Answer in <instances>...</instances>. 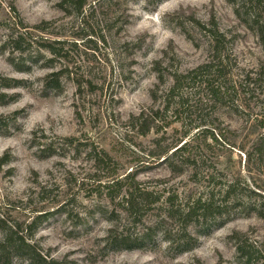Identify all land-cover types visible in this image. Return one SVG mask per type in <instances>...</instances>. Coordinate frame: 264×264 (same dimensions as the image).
<instances>
[{
    "label": "rangeland",
    "instance_id": "obj_1",
    "mask_svg": "<svg viewBox=\"0 0 264 264\" xmlns=\"http://www.w3.org/2000/svg\"><path fill=\"white\" fill-rule=\"evenodd\" d=\"M11 7L29 33L64 42L69 58L55 61L52 70L69 65L72 72L62 79L60 91H45L41 79L52 72L45 68L48 53L25 72L0 53V79L25 81L7 90L12 101L0 105V157H12L0 173V204L15 205L13 216L26 219L35 210L75 198L70 206L74 219L86 217L81 229L60 217L46 223L36 237L44 251L61 264H239L236 240L230 238L238 232L258 248L252 264H264V81L245 86L246 75L264 67L252 23L260 11L255 0H88L80 17L62 12L57 0H0V37L7 28L19 30ZM42 23H49L46 33L34 28ZM213 27L226 39L220 59L227 67L225 88L232 102L222 105L207 96L201 81H184L170 92L175 74L187 75L212 61L208 30ZM143 111L154 113L160 134L153 130L142 136L130 124ZM202 129L214 130L218 142L196 138ZM69 137L77 139L75 148L59 139ZM183 138L191 147L176 159L183 173L173 176L152 153ZM44 143H52L59 156L40 157L38 145ZM91 145L114 158L112 168L102 171L94 165ZM111 172L115 177L136 173L144 187L162 194L161 203L144 212L141 222L129 224L118 204L108 208L104 194L97 192L98 181L111 180L106 179ZM230 185L242 205L228 209L208 229L190 227L198 239L192 250L170 247L161 234L145 249H105L110 229L117 226L137 237L160 219L173 194L182 206L210 197L230 206L233 198H225ZM251 207L257 212L248 213ZM103 211H114L116 222ZM169 230L179 239L177 225L171 223ZM14 264L24 263L16 259Z\"/></svg>",
    "mask_w": 264,
    "mask_h": 264
},
{
    "label": "trees",
    "instance_id": "obj_2",
    "mask_svg": "<svg viewBox=\"0 0 264 264\" xmlns=\"http://www.w3.org/2000/svg\"><path fill=\"white\" fill-rule=\"evenodd\" d=\"M99 1V0H94ZM259 6V14L253 15L252 23L258 28L257 34L261 46L264 51V0H255ZM58 8L67 15L76 14L77 16H84L85 8L88 6V0H57ZM11 12L15 16V25L19 30L7 28V35L0 37V53L7 57L11 66L18 72H25L29 66L39 64L45 60L44 54L48 53L51 57L47 59L46 67L52 72L48 73L41 79L42 87L45 91L58 92L61 89V82L65 76L70 77L72 74L70 66L66 65L57 70H52L55 61H67L69 53L63 47L64 42L58 40L44 39L38 35L35 36L29 33V28L21 19L15 7H11ZM49 23H42L34 28L39 33H46V26ZM4 23L0 21V30H3ZM9 26V25H8ZM5 30V29H4ZM25 30V31H24ZM211 38V54L212 61L205 63L187 75H174V87L170 92H174L180 88L184 81H201L200 86L206 90L215 104H224L227 101L232 102V95L228 88H225V81L227 80V67L224 61L220 59L225 48V36L221 34L215 27L208 30ZM75 44V43H74ZM31 49V51H29ZM46 52V53H45ZM18 55V57H15ZM245 86L251 83L256 84L264 81V67H260L259 72H252L245 77ZM79 86L82 87V81L78 76L74 78ZM25 84L24 80L14 78H1L0 79V105L4 106L12 101L7 90L20 88ZM236 92L233 90V94ZM169 105H167V109ZM153 110V109H152ZM156 112L155 115H158ZM18 115V113H16ZM158 120V119H157ZM134 129L139 131L142 136L149 135L153 130L155 134L161 133V126L156 121L154 113L141 112L139 115L130 120ZM200 128V127H198ZM1 133V129H0ZM186 134L184 135V137ZM196 138L203 137L205 139L211 138L218 142V138L214 134V130L202 129L195 135ZM45 138V137H44ZM64 144L70 148H75L77 139L72 138H59ZM160 141V140H158ZM184 138L176 145L166 147L159 153L153 154L162 160V163L171 170L173 176H180L183 173L182 169L176 165V159L179 154L187 151L191 147V143L185 141ZM36 146V145H34ZM41 147L40 157L55 158L58 155L56 147L51 144L44 143L38 145ZM89 154L94 156L92 159L94 165L99 170H108L112 167L114 158L105 150L91 145L88 148ZM264 155V154H263ZM264 160V157H262ZM12 161L9 153L0 157V173L2 168L8 166ZM12 169L8 174H12ZM111 180L98 181L97 192L101 195L104 194L108 208L110 205H116L121 208L125 218L130 223L141 222V217L147 210H152L153 206L160 204L162 194L156 193L144 187L138 180L136 173H129L125 177H115L113 172L108 173L106 179ZM43 194L46 188L41 187ZM234 194V185L227 187L226 201ZM233 198V197H232ZM231 205H224L216 203L214 197L203 201L197 199L186 205L175 204L178 201L177 195H172L167 199V205L164 208V213L154 221L150 226L145 228L142 234L135 237L128 230L119 231L117 226L109 230L107 238L104 239L105 249L107 251H132L145 249L151 246L159 234L169 244L170 247H176L180 251H190L196 246L198 239L190 232V227L195 226L197 229L205 230L211 227L212 223L218 219L224 218L228 213V209H238L242 203L240 198H233ZM109 202V203H108ZM76 204V199L68 201L67 203H54L55 207L49 210H35L31 216L26 219H18L13 216V210L16 206L10 203L0 204V233L2 239L0 240V264H14L16 259L24 264H61L55 259L49 250L44 251L43 247L37 241L36 237L40 229L53 218H63L65 221L71 220L75 229H81L87 223L86 217H77L74 219L73 209H70ZM106 208V209H108ZM44 209V208H43ZM257 212V209L251 207L248 213ZM92 215L95 212L91 213ZM102 214L112 223L116 222L114 211H103ZM261 214V213H260ZM264 218V217H263ZM178 226L176 235L179 239L175 240L171 236L169 230L170 224ZM231 239L236 240V259L239 264H252L255 256H258V248L248 243V238L243 233L236 232Z\"/></svg>",
    "mask_w": 264,
    "mask_h": 264
}]
</instances>
